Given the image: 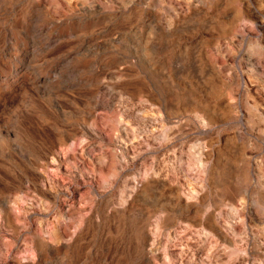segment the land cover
Here are the masks:
<instances>
[{
    "label": "rangeland",
    "instance_id": "rangeland-1",
    "mask_svg": "<svg viewBox=\"0 0 264 264\" xmlns=\"http://www.w3.org/2000/svg\"><path fill=\"white\" fill-rule=\"evenodd\" d=\"M263 50L264 0H0V264H264Z\"/></svg>",
    "mask_w": 264,
    "mask_h": 264
},
{
    "label": "bare ground",
    "instance_id": "bare-ground-1",
    "mask_svg": "<svg viewBox=\"0 0 264 264\" xmlns=\"http://www.w3.org/2000/svg\"><path fill=\"white\" fill-rule=\"evenodd\" d=\"M240 12V11H239ZM188 14V13H187ZM183 15V14H182ZM184 19V18H183ZM179 27V26H178ZM177 27V28H178ZM238 32V31H237ZM260 49V48H259ZM264 51V50H263ZM257 52H259V51H257ZM262 54V53H261ZM260 55V54H259ZM251 59V58H250ZM264 59V58H263ZM252 61V60H251ZM256 63V62H255ZM210 64V63H209ZM212 65H213V63H212ZM263 65V64H262ZM258 66V65H257ZM260 66H261V64H260ZM257 68V67H256ZM214 69V68H213ZM261 69V68H260ZM257 70H258V68H257ZM216 71V70H215ZM263 71V70H262ZM254 73V72H253ZM262 73V72H261ZM264 73V72H263ZM198 74V73H197ZM217 74H219V73H217ZM216 74V75H217ZM260 74V73H259ZM215 75V76H216ZM264 76V75H263ZM260 77V76H259ZM252 88V87H251ZM261 88V87H260ZM262 90V89H261ZM260 91V90H259ZM260 95H261V93H260ZM263 95V94H262ZM147 97V96H146ZM150 97V96H149ZM151 98V97H150ZM145 100V99H144ZM151 100V99H150ZM156 100V99H155ZM148 102H150V101H148ZM264 102V101H263ZM260 104V103H259ZM147 105V104H146ZM153 105V104H152ZM232 106H233V104H231ZM147 106H149V105H147ZM151 109V108H150ZM153 109V108H152ZM203 109V108H202ZM232 109V108H231ZM262 109V108H261ZM155 110V109H154ZM157 110H159V109H157ZM185 111H186V109H185ZM212 111V110H211ZM92 112V111H91ZM147 112V111H146ZM213 112V111H212ZM168 113V112H167ZM187 113V112H186ZM189 114V113H188ZM187 115V114H186ZM91 116V115H90ZM211 116V115H210ZM198 117V116H197ZM213 118V117H212ZM192 119V118H191ZM214 119V118H213ZM170 120V119H169ZM173 120V119H172ZM215 120V119H214ZM122 121V120H121ZM201 121H202V119H201ZM199 122V121H198ZM93 123V122H92ZM123 123V122H122ZM201 123V122H200ZM121 124V123H120ZM168 125H169V123H168ZM87 126V125H86ZM202 126V125H201ZM212 130V129H211ZM204 131V130H203ZM172 132V131H171ZM126 133V132H125ZM200 133H202V132H200ZM128 134H129V131H128ZM199 134V133H198ZM207 136V135H206ZM229 136V135H228ZM127 137V136H126ZM243 137V136H242ZM87 138V137H86ZM227 138V137H226ZM229 138V137H228ZM246 138V137H245ZM197 139V138H196ZM86 140V139H85ZM193 141H194V139H193ZM166 144H168V143H166ZM230 144V143H229ZM239 144V143H238ZM230 145H232V144H230ZM241 145V144H240ZM164 146H166V145H164ZM189 146V145H188ZM199 146H200V144H199ZM205 146V145H204ZM209 146V145H208ZM233 146V145H232ZM169 147V146H168ZM237 147V146H236ZM158 148V147H157ZM162 148V147H161ZM199 149V148H198ZM197 149V150H198ZM160 151H161V149H159ZM210 150V149H209ZM154 151V150H153ZM203 151V150H202ZM181 152H183V151H181ZM208 152V151H207ZM238 152V151H237ZM253 152H254V150H253ZM209 153V152H208ZM167 154V153H166ZM210 154H211V152H210ZM161 155H162V153H161ZM185 155V154H184ZM249 155H251V154H249ZM256 155V154H255ZM254 155V156H255ZM59 156V155H58ZM166 156V155H165ZM181 156V155H180ZM262 156V155H261ZM106 158V157H105ZM104 158V159H105ZM161 158V157H160ZM159 158V159H160ZM188 158V157H187ZM186 158V159H187ZM260 158V157H259ZM258 158V159H259ZM60 159H61V157H60ZM189 159V158H188ZM207 159V158H206ZM209 159V158H208ZM59 160V159H58ZM155 160V159H154ZM203 160H204V158H203ZM61 162V161H60ZM159 162V161H158ZM161 162V161H160ZM242 162V161H241ZM156 163V162H155ZM154 163V164H155ZM163 163V162H162ZM161 163V164H162ZM258 163V162H257ZM54 164H55V161H54ZM156 165V164H155ZM249 165V164H248ZM57 166V165H56ZM256 166V165H255ZM212 167V166H211ZM162 168V167H161ZM255 168V167H254ZM153 169H155V167H153ZM158 169H159V167H158ZM244 170V169H243ZM242 170V171H243ZM250 170V169H249ZM248 171V170H247ZM260 171V170H259ZM161 172H163V171H161ZM238 172V171H237ZM260 173V172H259ZM217 174V173H216ZM147 175V174H146ZM161 175V174H160ZM254 175V174H253ZM209 176V175H208ZM252 178V177H251ZM250 178V179H251ZM141 179V178H140ZM214 179V178H213ZM153 182V181H155V179L154 178H151L148 182H143L142 183V185L143 186H145V187H147V186H149L150 185V182ZM212 182V181H211ZM137 185V184H136ZM135 185V186H136ZM251 186V185H250ZM255 186V185H254ZM256 187V186H255ZM135 188V187H134ZM141 188H142V186H141ZM171 188V187H170ZM229 189V188H228ZM252 189V188H251ZM142 190V189H141ZM171 190V189H170ZM194 190V189H193ZM203 190V189H202ZM176 191V190H175ZM155 192V191H154ZM195 192V191H194ZM250 192V191H249ZM254 192V191H253ZM252 192V193H253ZM133 193V192H132ZM144 193V192H143ZM245 193V192H244ZM243 195V194H242ZM167 196V195H166ZM206 196V195H205ZM225 196V195H224ZM138 197V196H137ZM204 197V196H203ZM223 197V196H222ZM249 197V196H248ZM219 198V197H218ZM175 199L176 200H178L177 202H178V209L176 210V213H175V218H179V219H182V220H185V221H187V222H189V225H194V226H199V225H202L203 226V230H206V232L207 233H213L216 237H217V240L219 241V243H220V245L222 246V245H224V246H226V247H229L232 243V239L230 240L229 239V236L227 235V234H225L224 232H223V230L221 229V228H219L218 226H217V224L215 223L216 221H214V219H213V215L212 214H209V218H208V220L207 221H205V222H201V219H199L198 218V216H196L195 215V217H192V218H190V216H189V214L192 212L191 210H192V208H194L193 207V205H195L193 202H190V201H184V200H181V199H178L177 197H175ZM204 199V198H203ZM136 200V199H135ZM147 200V199H146ZM221 200H223V199H221ZM226 200V199H225ZM142 201V200H141ZM149 201V200H148ZM161 201H163V200H161ZM173 201V200H172ZM137 202H138V200H137ZM203 202V201H202ZM217 202V201H216ZM242 202H244V200L242 199ZM130 203H133L132 201L130 202ZM244 203H246V199H245V202ZM75 204V203H74ZM141 204H142V202H141ZM151 204V203H150ZM143 205V204H142ZM240 205V204H239ZM135 206V205H134ZM72 207H75V206H72ZM242 207V206H241ZM71 208V207H70ZM246 208V207H245ZM255 208V207H254ZM249 209V208H248ZM142 210V209H141ZM140 210V211H141ZM195 210H197L196 208H195ZM247 210V209H246ZM250 210V209H249ZM131 211V210H130ZM133 211H135V210H133ZM155 211V210H154ZM254 212V211H253ZM250 214V213H249ZM145 215V214H144ZM191 215V214H190ZM163 217V216H162ZM174 217V216H173ZM168 218V217H167ZM201 218V217H200ZM144 219H145V217H144ZM151 219V218H150ZM257 219V218H256ZM152 220V219H151ZM151 220H149V221H151ZM163 221H162V223H165V221H166V217L164 218V219H162ZM176 220V219H175ZM250 220H252L251 218H250ZM263 220V219H262ZM160 221H161V219H160ZM174 221V220H173ZM261 221V220H260ZM131 222V221H130ZM154 222V221H153ZM176 222V221H175ZM258 223V222H257ZM133 224H134V222H133ZM253 224V223H252ZM139 225V224H138ZM162 225V224H161ZM260 225H261V223H260ZM262 225H264V224H262ZM261 225V226H262ZM137 226V225H136ZM147 226V225H146ZM257 227V226H256ZM135 228V227H134ZM162 228H165V227H162ZM139 229H141V228H139ZM261 229V228H260ZM251 231V230H250ZM163 232V231H162ZM259 232V231H258ZM264 232V231H263ZM161 233V232H160ZM257 233V232H256ZM173 234V233H172ZM142 235V234H141ZM263 236V235H262ZM150 237V236H149ZM258 238V237H257ZM262 238V237H261ZM1 239V238H0ZM141 239V238H140ZM143 239V238H142ZM145 239V238H144ZM2 240V239H1ZM150 240V239H149ZM155 240V239H154ZM199 240V239H198ZM1 242V241H0ZM198 242V241H197ZM207 242V241H206ZM199 244V243H198ZM196 245V244H195ZM253 245V244H252ZM1 246V245H0ZM144 246V245H143ZM152 246V245H151ZM198 246V245H197ZM196 246V247H197ZM199 246H200V244H199ZM5 247H6V245H5ZM203 247V246H202ZM141 248H142V246H141ZM141 248H140V250H141ZM198 248V247H197ZM143 249V248H142ZM152 249H153V246H152ZM188 249V248H187ZM202 250V249H201ZM204 250L206 251V253L210 256V257H212V255H213V252H211L209 249H207V247H205L204 246ZM221 250V249H220ZM196 251V250H195ZM143 252V254H144V251H142ZM252 252H254V251H252ZM258 252H259V250H258ZM258 252H256V253H258ZM148 253V252H147ZM182 253V252H181ZM196 253V252H195ZM198 253V252H197ZM205 253V254H206ZM225 253V252H224ZM260 254V253H259ZM146 255V254H145ZM185 255V254H184ZM194 255V254H193ZM198 255V254H197ZM218 255V254H217ZM147 256V255H146ZM208 256V257H209ZM220 256V255H219ZM222 257H224V256H222ZM149 258V257H148ZM151 258V257H150ZM202 258V257H201ZM192 259V258H191ZM214 259V258H213ZM150 260V259H149ZM215 260V259H214ZM218 260V259H217ZM150 262V261H149ZM210 262H211V260H210ZM162 264V263H161Z\"/></svg>",
    "mask_w": 264,
    "mask_h": 264
}]
</instances>
